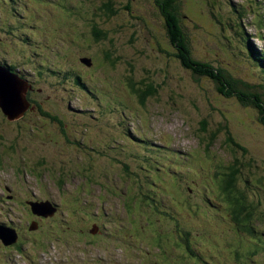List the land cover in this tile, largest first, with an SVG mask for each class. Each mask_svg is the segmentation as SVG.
Wrapping results in <instances>:
<instances>
[{
  "label": "rangeland",
  "instance_id": "1",
  "mask_svg": "<svg viewBox=\"0 0 264 264\" xmlns=\"http://www.w3.org/2000/svg\"><path fill=\"white\" fill-rule=\"evenodd\" d=\"M16 1L13 5L0 1V29L8 27L5 34L0 32V60L29 73L32 80L41 60L60 69L72 67L93 87L96 98L78 87L73 76H66L61 85H55L58 80L51 77L53 85L48 86L42 69L34 84L41 92L30 91L28 97L41 101L37 105L53 117L41 114L34 105L11 120L0 108V221L19 224L21 239L19 243L13 237L10 242L0 238V264H264V240L261 250L247 255L249 262L241 258V246L248 243L241 236L246 235L236 232L226 209L228 198H221L217 181L223 170L235 173L237 187L255 205L257 219L252 224L264 233V127L251 108L220 96L209 80L194 79L163 53L155 50L156 57L149 56L151 47L142 46L141 38L131 34L133 23L122 15L89 14V21L97 20L98 14L102 25L112 30L107 32L112 38L84 45L81 31L69 27L73 17L64 7L72 5L74 11L81 7L85 14L96 0ZM208 1L182 0L186 5L180 7L182 21L191 30L194 58L221 65L242 81L264 85V76L246 48L249 43L255 52L264 49V0H255L262 5L254 0H213L210 5ZM137 5H142L137 23L148 27L140 35L161 38L153 0H137ZM13 17L31 37L26 44L22 32L12 26ZM27 18L31 23L25 22ZM122 23L126 27L117 29ZM59 36L70 40H56ZM35 38L43 39V48L65 45L73 54L67 47L61 50L65 57L49 50L34 52L31 41ZM18 44L24 51H17ZM112 48L121 55L114 61L104 52ZM168 50L174 52L172 47ZM79 57H91L90 67L79 63ZM88 71L92 80L85 76ZM150 80L157 82L156 91L140 104L130 85L141 91ZM70 85L72 93H68ZM120 99L122 103L114 102ZM66 105L83 110L66 112ZM220 117L244 152L229 146L222 132L213 135ZM128 129L147 135L137 134L139 146L147 151L143 155L149 158L138 157V177L126 173L118 177L124 171H119L115 160L132 165L127 153L140 152L138 140L129 138ZM144 138L157 141L151 147L157 148L149 150ZM123 142L133 151L115 150ZM104 148L106 159L98 153ZM161 149L168 156L155 162ZM169 150L179 152L186 165L170 163L179 159ZM130 188L137 197L150 188L157 201L154 197L151 206L149 200L143 201L141 205L147 202L149 207L142 210L138 200L131 199ZM33 198L56 204L62 200L54 217L38 219L39 214H31L24 202ZM32 220L38 226L29 230ZM93 223L105 225L103 234L89 233ZM185 231L190 233L195 258L171 238L178 239ZM97 236L101 237L95 240Z\"/></svg>",
  "mask_w": 264,
  "mask_h": 264
},
{
  "label": "trees",
  "instance_id": "2",
  "mask_svg": "<svg viewBox=\"0 0 264 264\" xmlns=\"http://www.w3.org/2000/svg\"><path fill=\"white\" fill-rule=\"evenodd\" d=\"M54 1V0H52ZM57 1V0H56ZM208 1V0H207ZM13 0H8L7 3L13 5ZM213 0L208 1L209 5L212 4ZM136 3V5H134ZM203 3L204 0H203ZM96 5H92V7L85 9V14L81 13L80 10L83 8L76 7L77 10H71L70 7H73L72 5H67L68 13L70 15V19L73 17L72 22H70L69 27L76 26L80 33L81 39L84 38V45L88 42H100L107 37L111 40V36L107 34H112V30L110 28H107V26H103L102 22L98 19V14L101 15V17L110 18V17H127L132 23V30L131 34L138 36L141 41L142 46L148 45L151 47L150 55L152 57H156V55H153L154 52L163 53L164 58H171L174 62L176 61L177 64H180V66L191 73V76L194 79H201L209 80L213 84L214 90L219 94L220 96L224 98H229L234 100L235 102H238L243 107H250L251 110L255 113V118L257 122L264 127V92L262 91V88L264 87L263 84H252L245 81H242L239 78L234 77L229 71H227L225 68H223L221 65H213L211 61L208 60H198L194 58L192 50H191V30L189 29V26L182 21L183 14L180 12V7L182 6L183 2L182 0H153V6L154 9H156V17L159 22H157V25L161 28L163 36L159 38L157 35H145L141 34V31H148V27L144 22L143 24H139L138 19L142 16L140 13L142 9V5H137V0H96ZM181 4V5H180ZM183 5H186L184 3ZM205 5V4H204ZM229 5V3H228ZM69 6V7H68ZM201 5H198L197 8L200 9ZM74 8V7H73ZM88 11V12H87ZM72 12V13H71ZM98 13L97 20L90 19L88 20V15L95 13ZM138 12V15H137ZM142 12V11H141ZM74 13V14H73ZM76 15V16H74ZM217 19V18H216ZM220 21L219 19H217ZM142 21V19H141ZM63 26V25H62ZM119 27H116L117 29H120L126 27V24L122 23V25H118ZM146 26V27H145ZM143 27V28H142ZM1 28V27H0ZM8 27L2 26V29H0V32L5 34V32L8 30L6 29ZM130 31V30H129ZM140 32V33H139ZM162 35V34H161ZM57 39V38H55ZM80 39V40H81ZM57 40H70L65 37L59 36ZM61 41V42H62ZM82 44V42L80 41ZM65 48H69L68 46L63 45ZM172 47L174 49L170 51L168 50L169 47ZM53 48L55 46H52ZM85 47V46H84ZM70 49V48H69ZM71 50V49H70ZM114 48L107 50L105 49V57L110 60L114 61L116 58L118 59L121 55L118 52L113 51ZM156 50V51H155ZM247 50L249 52V56L253 60V63L261 72V75L264 76V51L255 52V48H252L249 43H247ZM141 51V49H140ZM156 52V53H157ZM73 54L71 50V55ZM117 54V55H116ZM114 56V57H113ZM148 56V57H149ZM253 56V58H252ZM77 58L79 62H81L82 65H86L88 67V64H91V57L85 58V61H82V59ZM251 60V61H252ZM6 60H0L1 66H6L7 63H5ZM89 68V67H88ZM13 71L15 70L14 67H10ZM90 71L88 72V74ZM91 74V73H90ZM92 76V74H91ZM133 83L130 85V89L133 93L137 95L138 101L140 104L144 100L145 97L154 95L155 89L157 87V82L154 80H150L147 84H144V87L140 90L134 89ZM129 87V86H128ZM146 95V96H145ZM28 98V96H27ZM29 101V98L27 99ZM39 112L43 115L53 117L50 113L44 112L43 109H41L39 106H37ZM50 114V115H49ZM219 128L216 129L215 132H213V135H217L219 133H223L225 135V142L229 146H233L235 148H240L243 152L245 151L242 146L239 144H236L234 141L231 132L229 130V127L227 125V122L225 118L220 117ZM205 123H203L202 129L204 130ZM112 142L113 144L117 143V138L115 137ZM119 142V141H118ZM124 145V142L122 143ZM123 145L119 147H115V150L128 152L133 150H128L126 147H123ZM115 146V145H114ZM107 150L110 151V149L107 148ZM113 151V150H111ZM105 148L99 149L98 153L99 156L104 157V159L107 158L105 155ZM128 156H131L133 158V164L130 165L126 163L125 161H118L115 160L118 165H120L119 171H124L120 174H118V177L120 175L123 176V174H130L132 176L138 177V172L141 171V169L138 168L139 162H137L138 157L141 158V155L132 154L130 152L127 153ZM145 159H149L147 156L143 155ZM110 159V158H109ZM136 171H138L136 173ZM146 172V171H144ZM141 173V172H140ZM220 178L217 180L219 182L220 186V194L221 198L227 197L228 200H226L228 203H226V209L230 215V219L236 226L237 230L246 235L243 236V239L246 240L248 243L246 245V250L248 251V254H255L257 252V249L249 248L248 246H258L260 249L263 248V240H264V233L263 231L255 226H253L252 222L256 220L255 217L256 210L255 205L252 204V201H250L245 194V192L237 187V183L235 181V173L231 170H223L221 172ZM151 177V174H149ZM146 179V176H145ZM150 188L144 189L145 192L142 196H136L137 194L133 188H130L129 194H131V199L138 200L139 207L144 210L149 207V203L151 206V200L157 201V196L154 193H151L149 191ZM153 192V191H152ZM150 193V194H148ZM128 194V192H127ZM166 194V193H165ZM149 200L148 204L147 202L145 204L141 203L143 201ZM221 206H223L221 203H219ZM40 218V217H39ZM40 219H43L40 218ZM96 225H101L100 223H94ZM81 229V227H80ZM195 235V234H194ZM193 235V236H194ZM52 238V236H50ZM191 236L190 233L185 231L183 234L178 235V239L175 242L177 246H183L184 253L188 254L189 256H192L195 258L194 251L190 248L189 242H190ZM60 241V240H59ZM183 241V243H181ZM180 244V245H179ZM185 244V245H184ZM197 244V243H196ZM199 248V246H198ZM200 249V248H199ZM235 251L236 254H239V257L241 256V253L239 251ZM183 254V253H182ZM242 258V256H241ZM240 258V259H241ZM204 259H207L206 257ZM239 259V260H240Z\"/></svg>",
  "mask_w": 264,
  "mask_h": 264
},
{
  "label": "water",
  "instance_id": "3",
  "mask_svg": "<svg viewBox=\"0 0 264 264\" xmlns=\"http://www.w3.org/2000/svg\"><path fill=\"white\" fill-rule=\"evenodd\" d=\"M26 86L7 70L0 71V108L11 120L23 115L28 107L25 100ZM13 230L0 226V238L8 241L10 237L15 238ZM10 235V237H7ZM7 237V238H6Z\"/></svg>",
  "mask_w": 264,
  "mask_h": 264
},
{
  "label": "flooded vegetation",
  "instance_id": "4",
  "mask_svg": "<svg viewBox=\"0 0 264 264\" xmlns=\"http://www.w3.org/2000/svg\"><path fill=\"white\" fill-rule=\"evenodd\" d=\"M1 222V221H0ZM1 223H4V222H1ZM5 224H9V223H5ZM16 232H17V241L19 240V238H20V234H19V232L16 230ZM19 243H21V239L19 240ZM1 245V244H0ZM16 245V244H15ZM15 245H11L10 246V248H14V247H16Z\"/></svg>",
  "mask_w": 264,
  "mask_h": 264
},
{
  "label": "clouds",
  "instance_id": "5",
  "mask_svg": "<svg viewBox=\"0 0 264 264\" xmlns=\"http://www.w3.org/2000/svg\"><path fill=\"white\" fill-rule=\"evenodd\" d=\"M25 91H26V92H25V99H26V97H27L29 91H28L27 89H26Z\"/></svg>",
  "mask_w": 264,
  "mask_h": 264
}]
</instances>
